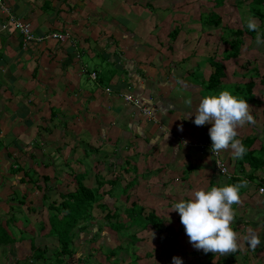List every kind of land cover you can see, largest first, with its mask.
<instances>
[{"label":"crops","instance_id":"0c3cea01","mask_svg":"<svg viewBox=\"0 0 264 264\" xmlns=\"http://www.w3.org/2000/svg\"><path fill=\"white\" fill-rule=\"evenodd\" d=\"M183 1L2 0L11 16L30 24L35 37L63 33L65 39L45 40L23 49L14 23L8 25L6 31H0V225L11 224L13 229L21 230L17 228L21 215L14 211L7 214L15 207L13 196L8 201L1 198L7 195L9 188L20 186L22 177H16L13 183L9 179L16 174L17 165L32 168L42 188L40 177H48L50 182L51 173L54 172L55 178L65 174L62 165L57 164L59 161L64 162L65 168L86 172V182L91 187L94 185L90 178L107 174L108 179H112L113 174L122 178L133 169L128 179L135 184L133 190L143 186L148 193L139 198L135 193L130 194L132 199L125 200V205L138 201L147 209V206L157 205L172 208L174 203L188 200L196 188L210 189L246 181L239 189L240 203L233 208L235 216L231 227L243 243V248H238L242 252L236 255L233 264L245 263L246 250L252 248L244 238L252 231L259 236L262 243L259 246L263 248L254 254L255 260L264 258V196L258 192V187H264V167L256 171L248 163L241 167L231 150L221 151L228 172L241 177L232 182L218 174L207 151L184 144L211 145L208 135L211 125L196 126L194 116L186 117L195 113L201 98L208 94L204 84L213 71V58L221 60L219 57L227 45L221 41V29L216 35L214 30L201 24L202 14L210 13L213 7H206L199 17L181 12L183 17H168L175 11H183L179 9ZM233 2L236 5L235 0ZM230 5L217 8L216 14L222 18L221 13L227 12ZM247 5L249 2L236 5L246 20L241 21L240 27L230 28L247 27L251 18L264 39V20L260 22L252 17L251 6ZM192 9L195 7L190 8L189 13ZM6 19L0 11V27ZM177 27L180 31L171 39L170 33ZM210 34L215 37L214 41L203 40L204 36L211 37ZM252 35L250 38L244 34V44L236 58L222 62L225 72L221 82L222 90L245 92L242 94L248 93V83L253 84L247 96L251 98L248 105L255 123L237 128V139L253 140L250 150L259 151L264 160V103H261L264 100V44H256V31ZM219 47H224L221 53L217 50ZM197 70L200 73H196ZM92 73L95 80L90 77ZM118 93L131 94L138 99L155 114L159 123L149 121L136 107L118 97ZM186 100H191L190 106L185 104ZM33 143L35 149H31ZM2 161L7 165H1ZM33 165L45 169L42 176ZM50 169L51 173L47 171ZM28 185L31 192L26 197L37 195L38 188ZM21 186L26 193L27 186ZM160 192L166 199L154 203L146 198ZM105 197L102 202L113 208L117 194ZM40 201L38 197L30 202L35 214L43 215L45 211L46 215ZM148 210L164 218L165 225L172 223L173 232L163 230L172 239L180 226L178 213L164 211L162 216L153 209ZM100 214L104 216L101 211ZM180 235L175 236L173 242L178 240L176 244L183 250ZM182 237L188 240L186 234ZM18 241L0 244L13 249L19 245ZM196 250L192 249L189 254ZM2 254L0 250V264L9 261ZM227 255L214 264H223L221 260ZM194 256L201 257L199 250ZM216 256L220 255L213 254L211 261ZM207 261L209 259L204 264ZM258 263L264 264V259Z\"/></svg>","mask_w":264,"mask_h":264},{"label":"rangeland","instance_id":"374dc122","mask_svg":"<svg viewBox=\"0 0 264 264\" xmlns=\"http://www.w3.org/2000/svg\"><path fill=\"white\" fill-rule=\"evenodd\" d=\"M233 1L234 0H226V2H225V4H228V5L231 4V5H230V8L228 9L227 12H225V10H224V12H222L223 14L221 13L223 26L228 25V27H235L236 25H239L242 20H244V21L246 20L245 15L240 14V13H242L241 9L237 8ZM192 7H195V9H192L191 13H189V11H190L189 9ZM206 7H207V9L208 8L211 9L213 7V2L211 0H191L190 2H188V0L187 1L184 0L180 4V8H179V9H182L183 11H178V12L175 11L176 13L173 12L174 15H169L168 17H170V18L174 17V19H176V18L183 17L181 14H185V13H187L189 16L193 15V17L194 16L199 17L200 13H202V11ZM216 9H214L215 11L213 10V12L216 13L217 12ZM179 12H181V14H179ZM207 13H203L201 17L204 18V16H206ZM236 14L238 15V17ZM237 18H239V20L236 21L235 19H237ZM240 26L241 25H239L237 27H240ZM214 33L216 35H219L220 29H215ZM188 36H190V35H188ZM211 37L204 36L203 40L209 39V40L214 41L215 37L214 36H211ZM223 48L224 47H219L217 50L221 53L223 51ZM227 48H228V46H227ZM95 60H98V58ZM90 66H92V65H90ZM196 73H200V70H197ZM231 92L238 99L244 100V98L246 97V94H242L245 92H242V93H235L234 92L233 93V89ZM218 93H213V91L212 92L208 91V94H218ZM248 102H250V101H248ZM259 102H260V100H259ZM261 103H264V100H261ZM262 108L264 109V107H262ZM156 123H159V121L156 120ZM205 140H206V138H205ZM31 149H35L34 143H33V146ZM104 149H106V148H104ZM5 164L7 165L6 162H3V161L1 162V165L6 166ZM57 164L62 165L61 168L63 169V172L65 174L59 175L55 178V176H54L55 174H53L54 172L51 173L52 172L51 169L47 170L49 173H51L50 178H52V179L50 182H48V184H49V187H52L51 193H53V194H51V198H49V201H53V200L59 201L60 197L57 193H67L68 191L74 190V185H72V184H74V177H73V175H71L69 173H77L78 172V169H76V168L74 171H69L70 168H67V167L65 168L64 162L59 161V162H57ZM33 166L39 168V165H33ZM44 171H45V169L43 167H40L38 169L37 174L39 176L40 175L42 176V173ZM130 171L131 172H128V175H123L122 178H120L118 183L111 181V184H108V183L101 184V182L97 184L96 178H94V179L90 178L91 184L94 185V188L95 187L97 188L98 185L101 184L100 189L104 188L106 190H113V189L115 190V193L118 196V199L115 201V206L117 208H120V212H121L120 219L123 220L124 222L126 221V219H125V216L123 215L122 207L126 204V202H125L126 197H127L126 195H128L129 193L131 195H133L135 193L136 197L139 198L140 195L144 197L146 195V193H148L143 186L137 187L135 189V191L133 190L134 189L133 185H135V184L134 183L131 184L128 179L131 175H133L134 172H133V169H130ZM9 173H12V172H9ZM15 173L16 174L13 177L9 178L10 182H12V183L15 181L16 177L21 178L23 176L24 171L21 170L19 172H15ZM104 177L107 180H111V179H108V178H110L109 174L104 175ZM30 180H31V182H33V181L35 182L37 179L33 175H30ZM112 180H113V178H112ZM121 180L124 181V183H122ZM84 182H86V180H84ZM41 183H42V180L40 181V184ZM21 185H24V187H25V185L27 186L26 193L23 192L24 191L23 186H21ZM83 185H84V183H83ZM87 186L90 187V184ZM29 188H30V186L28 184H20V186H17L16 189L9 188L8 191L6 192L7 195L1 197L2 199L5 198V200L8 201V199L13 196V198L15 200L14 201L15 207H13L12 210H8L7 214L9 215V211H14L15 213L18 212L21 215L20 216L21 220L17 224V228L20 227L22 230L23 229L25 230L19 236V232L17 230L13 229L12 226H9V228L6 229L4 226L0 225V237L4 239V238H6V234H7L8 235L7 239H8L9 244L14 243V240H13L14 238L17 240H20L21 238L25 239L21 242L18 241L19 245L17 244V247H15L13 249H10L9 246L0 244V250H1V252L3 251L2 255L6 256L9 259V261H4V264H27L26 260L32 255L31 250H30L31 243H33L34 247L48 246L51 249L56 247V240L51 239V238H54L55 235H53V237L51 235L50 238H45L43 235L48 234L49 231L47 230V228H45L43 231L41 230L42 226L47 221L45 211L43 212V215L42 214L41 215L35 214V212L29 206L31 204L29 203V205H28L29 201L36 200L40 196L39 191H38L37 195H35V194L29 195V197L27 198L26 195L30 194V192H31ZM138 188L141 190L138 191ZM12 189L14 190L13 193H12ZM0 190H1V186H0ZM132 190H133V192H131ZM155 191L156 190L154 189V191H152V193H155ZM149 195L146 196V198L151 200L154 203H157L160 200L166 199V197L163 196L161 192L158 194H153L154 197L151 195L149 196ZM104 199H107V198L104 197ZM130 199H132V198H130ZM12 200L13 199H11V201ZM68 200L70 201V199H68ZM45 202H47V200ZM152 202H150V203H152ZM125 206L127 207L128 205H125ZM170 206L167 207L168 209L160 208V207H158V205H157V207H153V208L149 207V206H147V207H148V209H153V210L157 211V213L159 215L163 216L165 214H161V213L164 211H165V213L170 211V209H171ZM44 207L46 210V206H44ZM148 209L146 208V210H148ZM138 211H139V209L137 208L136 212H138ZM147 212H149V210ZM168 213H170V212H168ZM16 219H18L17 215H16ZM92 219H93L92 224L99 223L100 225H102L101 226V232L96 233V231H98L99 226L90 225L92 227H89L80 236H78L77 238L74 239V247L77 249L76 254L72 257V259L74 260L73 261L74 264H80L79 262H82L81 257L84 258V256L87 253H89L88 251L92 247H94V248H92V251L91 250L90 251L93 254V256L88 259L89 264H97V262H103L104 263V254H103L104 250L113 249L116 247V245H121L123 247V250H120L118 248L115 250L114 258L117 260V262H119L118 264H172V258L173 257H179L182 260V264H204L206 259L208 260L211 257V255L213 256V253H210V252L204 253L202 250H199L200 256H201L200 258L199 257L197 258L196 256H194L196 253H198V250H196V252L189 254V252H192V249H194V248L192 247V245L189 243L188 240H183L182 235L185 234V231H184L181 223H180L179 227H178V225L175 224V226L178 228L176 229V233L173 234L172 236L174 238L175 236H179L181 234L180 235L181 236V243L184 246L183 250H181V248L178 247V245L176 244V243H178V240L176 241V243H174L173 238L172 239L169 238V236L167 235V233L165 231L157 232V231H154L150 227H148L144 231L137 229L136 227H134V228L130 227L128 229V223L122 222V224H118L120 226L119 227V233H118L120 235H118L117 233L111 231L109 226L102 224L105 220L102 221V214H100L99 210L93 212ZM27 220L29 222H27ZM168 226L173 227L172 223ZM179 228L181 229L180 232H179ZM133 233L136 234V236L140 239V241H138L133 246H129L130 240H129V237L128 238L126 237V235L129 236L130 234H133ZM4 234H5V236H4ZM121 235L124 237H122ZM83 238H84V240H83ZM185 241H186V244L184 243ZM101 247H103V248H101ZM125 248H126V250L124 251ZM238 248H241V249L243 248V243L239 239H238ZM170 252H171V254H170ZM220 257L221 256H216L211 261V263L214 264L217 261L220 262ZM228 257H229V255H227L226 258H228ZM0 258H2V256H0ZM64 258L66 259V261H70V259L67 258V256H65ZM238 258H240L239 260H242L241 257H238ZM260 259H264V258L260 257L259 259H256V260L254 259L252 261V264H259L258 260H260ZM256 261H257V263H256ZM38 264H41V263H38ZM237 264H239V263H237ZM242 264H245V263H242Z\"/></svg>","mask_w":264,"mask_h":264},{"label":"trees","instance_id":"16d2710c","mask_svg":"<svg viewBox=\"0 0 264 264\" xmlns=\"http://www.w3.org/2000/svg\"><path fill=\"white\" fill-rule=\"evenodd\" d=\"M211 1L214 3L213 9L224 6L226 2V0ZM235 2L236 5L240 6L244 5L246 2H249V5L251 6L249 11L251 12L252 17L258 18L260 22L264 20V0H235ZM201 24L206 26L207 29H221L222 33L220 38H222V40H219H221L224 45L226 44L228 46L227 49H224L222 53L223 55L219 57L221 58V60L215 61V59L213 58V71L210 73L208 80L204 84V87L208 91L218 93V91L220 92V90L223 91L222 88H224V85L221 82V79L225 72L222 62L231 58H236L239 55L241 46H243L244 44V34H246L247 36L249 35V37L251 38L253 36L252 34H254L255 31H250L245 26H243L242 28L222 27V18L213 11L204 16V18L202 17ZM179 31L180 29L178 27L171 31V39L177 36ZM214 55L216 56V52H214ZM252 86V83H248V85L246 86V88L248 89V93L251 92ZM248 93H246V97L244 98L247 103H249L248 101H251V98L248 97L250 94ZM242 143L246 147L247 152L243 155L242 158H236V163L238 165H241V167L248 163L250 166L254 167V171L262 169V167H264V160L261 158V155H259V151H256L254 149L250 150L251 146L253 145V140L246 138L242 140ZM37 158L38 156H36V159ZM67 166L70 167V165ZM21 170H23L24 173L22 178L19 180L20 184H31L32 186L38 188L40 192L39 199L41 200V208L43 206H46L47 221L44 223L41 230L43 231L45 228H47L49 232L48 234H45L43 236L45 238H50L51 235L52 237L53 235H55L54 238L51 239L56 240V247L52 249L48 246L34 247L33 243H31L30 250L32 255L26 260L27 264H74V260L72 259V257L76 254L77 251V249L74 247V239L80 236L89 227H92L94 225L99 226L98 231H96V233L101 232L102 225H100L99 223L92 224V214L96 210H100L102 213H104L102 221H105L102 224L109 226L110 230L117 234L119 233L120 227L118 224H122V222L128 223V229L130 227H136L137 229L144 231L148 227H150L157 232H162L164 229H168L170 233L173 232V229L171 227L165 225L166 220L164 218L158 217L153 211L147 212L146 207L140 205L138 201L131 202L130 205L127 207L125 205L122 207L123 215L125 216L126 221L124 222L123 220H121L120 208H117L116 206H114L113 208H109L107 204L102 202L103 198L106 195L110 196L113 195V193L115 192L114 189L107 191H103L102 189H100L101 184H111V181L105 179L104 177L96 176L97 184L100 182L101 184L98 185L97 188H94V186L91 187V185L90 187L87 186V182H84V180H86L88 176L86 172L69 173L74 177V184H72L74 185V190L68 191L67 193H57L60 197V200L49 201V198H51V194H53L51 193L52 187H49L48 185L50 179L45 176L40 177L44 184L43 189L38 184L39 179L35 182H31L30 175H33L35 177V173L32 168L28 167L23 169L22 167L20 168L17 165L15 172H19ZM69 171H74V169L70 168ZM242 171L243 169H241V172ZM112 178L113 180H111L115 183H118L120 180V177H118L117 174H113ZM240 178L241 177L239 176L233 175V177L229 180L233 182L240 180ZM126 196V201H128V199L130 198V193ZM68 199H70V201ZM46 200L47 202H45ZM29 203L31 204L30 201L28 202V205ZM234 205L232 206V208H234ZM29 206L32 208L33 211H35V208H33L32 204ZM137 208L139 209L138 212H136ZM9 226H11V224L5 228L8 229ZM24 231V229H21L19 231V234L21 235V233ZM126 237H129V246H133L138 241H140V239L136 236L135 233L130 234L129 236L126 235ZM7 238V234L6 238L4 239L0 237V242H7ZM13 240L14 243L18 241L15 238ZM23 240L25 239H20V241ZM260 245H262V243H260ZM92 248L90 249L91 251ZM117 248L123 250V247L121 245H116V247L113 249L104 250V263L97 262V264H118L119 262H117V260L114 258L115 250ZM262 249L263 248L259 246L258 249L246 250L247 252L244 256L245 264H251L252 259L257 258L256 255L254 256V254L258 253ZM90 250L88 251L89 253L84 256V258L81 257L82 262H79L80 264H89L88 259L93 256ZM125 250L126 248L124 249V251ZM239 252L242 251L237 250L233 252L228 258L222 259L221 263L233 264V261L236 260V255ZM65 256H67L70 261H66V259L64 258ZM211 259L212 257L209 258V261H207L206 264H210Z\"/></svg>","mask_w":264,"mask_h":264},{"label":"clouds","instance_id":"9594fccd","mask_svg":"<svg viewBox=\"0 0 264 264\" xmlns=\"http://www.w3.org/2000/svg\"><path fill=\"white\" fill-rule=\"evenodd\" d=\"M247 28L257 32V45L264 44L253 19L248 20ZM185 104L190 106L191 100H186ZM192 116L196 126L211 125L208 135L212 153L231 150L235 158H242L247 152L242 141L237 139V128L255 123L246 100L238 99L229 90L207 94L201 98L195 113H189L186 118ZM245 184L246 181H241L240 184L213 186L210 189L196 188L188 200L174 203L170 211L178 213L193 248L220 256L238 250L237 233L231 227L235 216L232 206L240 203L239 189ZM244 239L252 249L261 243L254 231ZM172 264H182V260L173 257Z\"/></svg>","mask_w":264,"mask_h":264},{"label":"built area","instance_id":"2783aa9c","mask_svg":"<svg viewBox=\"0 0 264 264\" xmlns=\"http://www.w3.org/2000/svg\"><path fill=\"white\" fill-rule=\"evenodd\" d=\"M0 11L7 16V19L4 20L3 23H1L0 31H6L8 25L11 23L15 24V27L19 31L21 35V45L23 49H28L30 47H33L41 42H44L45 40H55V41H64L65 35L63 33H51L45 37H35L30 29V24L25 22H20L17 19H15L13 16L10 15L8 12V9L3 4L2 0H0ZM95 73H92L90 75L91 79L95 80ZM109 89H106V92H109ZM118 97H120L126 104H132L134 107H136L139 112L145 116L149 121L156 124V116L155 114L146 106L141 105L140 101L136 98H134L131 94H125V93H118ZM184 144L187 147L190 148H196L199 150H205L209 153V155L214 160V167L216 171L220 174L226 177L227 179H230L233 177L231 173L228 172V169L221 159L220 153H212L211 152V145L206 144L203 142H184ZM258 192L264 196V187H259Z\"/></svg>","mask_w":264,"mask_h":264}]
</instances>
